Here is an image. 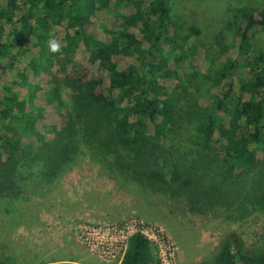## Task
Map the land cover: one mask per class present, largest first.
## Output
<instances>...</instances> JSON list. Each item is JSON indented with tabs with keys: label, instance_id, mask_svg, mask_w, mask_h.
<instances>
[{
	"label": "trees",
	"instance_id": "16d2710c",
	"mask_svg": "<svg viewBox=\"0 0 264 264\" xmlns=\"http://www.w3.org/2000/svg\"><path fill=\"white\" fill-rule=\"evenodd\" d=\"M175 19L169 0H0V222L90 162L184 213L259 214L253 244L228 232L199 264H264V0L203 50L187 43L208 22ZM119 264L160 262L135 233Z\"/></svg>",
	"mask_w": 264,
	"mask_h": 264
},
{
	"label": "rangeland",
	"instance_id": "374dc122",
	"mask_svg": "<svg viewBox=\"0 0 264 264\" xmlns=\"http://www.w3.org/2000/svg\"><path fill=\"white\" fill-rule=\"evenodd\" d=\"M261 4L262 0H169L171 13L179 21L194 18L208 22L209 31L199 25L201 35L187 43L202 50L209 42L208 36L225 25L230 11L245 6L259 8ZM254 44L264 46V38L259 37ZM202 101L209 98L203 97ZM29 195L21 201V213H9L0 222L1 233L5 232L10 242L0 243V258L9 263L18 256L22 263L36 264H60L55 260L89 256L101 264H119L122 245L114 259L103 261L80 243L78 227L125 229L135 221L148 235L163 236L156 252H161L164 264H199L212 254L224 234L234 231L246 244H253L262 227L257 213L240 221L201 218L164 204L158 197L137 198L133 191L119 189L115 180L90 162H78L54 184L39 183L35 194Z\"/></svg>",
	"mask_w": 264,
	"mask_h": 264
},
{
	"label": "built area",
	"instance_id": "2783aa9c",
	"mask_svg": "<svg viewBox=\"0 0 264 264\" xmlns=\"http://www.w3.org/2000/svg\"><path fill=\"white\" fill-rule=\"evenodd\" d=\"M142 224L136 223L129 226L114 229L109 227H84V225L78 227V239L80 243L86 247L90 252L96 253L97 256L104 261L109 259H114L116 253L119 250H122L120 253V260L123 257L124 251L126 249V241L128 237L135 233L142 234L147 238L154 247L160 248V245L163 242V236L155 235L154 237L148 235L145 230L142 229ZM121 245L123 246L121 248ZM160 264L163 263V256L160 253H157Z\"/></svg>",
	"mask_w": 264,
	"mask_h": 264
},
{
	"label": "crops",
	"instance_id": "0c3cea01",
	"mask_svg": "<svg viewBox=\"0 0 264 264\" xmlns=\"http://www.w3.org/2000/svg\"><path fill=\"white\" fill-rule=\"evenodd\" d=\"M73 259H70L73 261V263H77V264H101L99 263L97 260L93 259L92 257H78V256H75V257H72ZM70 260H62V262H65V261H70Z\"/></svg>",
	"mask_w": 264,
	"mask_h": 264
},
{
	"label": "clouds",
	"instance_id": "9594fccd",
	"mask_svg": "<svg viewBox=\"0 0 264 264\" xmlns=\"http://www.w3.org/2000/svg\"><path fill=\"white\" fill-rule=\"evenodd\" d=\"M48 49L50 52L56 53L60 50V46L54 39H50L48 41Z\"/></svg>",
	"mask_w": 264,
	"mask_h": 264
}]
</instances>
